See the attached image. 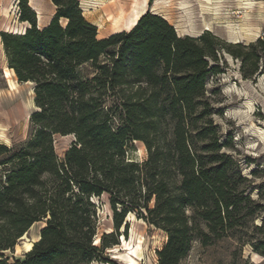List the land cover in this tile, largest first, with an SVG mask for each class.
<instances>
[{"label":"trees","instance_id":"16d2710c","mask_svg":"<svg viewBox=\"0 0 264 264\" xmlns=\"http://www.w3.org/2000/svg\"><path fill=\"white\" fill-rule=\"evenodd\" d=\"M51 2L56 14L45 28H36L35 13L21 0L20 21L31 28L0 33L8 67L18 81L34 83L38 109L23 146L0 145V264H115L103 254L116 244L108 241L112 233L94 244L92 198L103 194L116 229L135 212L167 235L158 264H179L193 242L207 246L243 226L240 220L261 206L246 194L249 184L239 187L248 181L221 152L205 99L208 76L219 73L207 58L216 60L220 43L207 33L178 37L149 12L130 31L97 39L77 0ZM249 48L228 46L244 72L250 63L245 78L257 72L264 41ZM56 134L75 139L61 159L52 147ZM133 141L146 148L143 162L126 157ZM42 220L23 259L5 255ZM252 247L264 258V238Z\"/></svg>","mask_w":264,"mask_h":264},{"label":"rangeland","instance_id":"374dc122","mask_svg":"<svg viewBox=\"0 0 264 264\" xmlns=\"http://www.w3.org/2000/svg\"><path fill=\"white\" fill-rule=\"evenodd\" d=\"M26 2L36 12V28L48 26L56 14L51 0ZM110 2L111 6L103 11L102 8ZM214 2L219 4L210 6L212 10L218 9L216 16L213 15L215 12L204 10V0H77L84 20L95 27L97 39L130 31L125 27L114 28L112 20L121 13L127 18L137 10L142 13L140 17L147 12L161 17L173 27L178 37L198 38L207 33L220 43L214 49L216 60L207 58L210 67L219 66V73L208 76L205 99L213 111L211 118L220 136L221 152L230 157L240 175L248 181L239 187L249 184L246 194L253 205L261 207L250 218H242L240 223L243 226L226 237L207 246L193 242L179 264H264V258L252 247V243L264 238V52L258 51L257 72L245 78L250 63H246L244 69L248 71L244 72L241 59L232 55L235 50H228V46L240 44L242 53H252L249 47L256 45L258 40L264 41V0ZM20 3L21 0H0V33L15 34L11 32L15 29L20 35L31 28L29 22L20 21ZM210 22L213 24L210 28L205 26ZM58 23L65 27L67 20L60 18ZM228 26L233 28L232 37ZM8 69L11 70L0 39V145L16 150L31 138L35 130L31 115L38 109L34 103V83L18 81L14 71L11 76ZM74 140L72 135L56 134L52 137V147L59 159ZM227 142L229 146H223ZM126 154L127 158L137 162L147 158L146 148L140 141H133ZM108 199L106 194L92 198L97 210L94 244L99 243L102 235L112 233L108 241L116 244L108 247L111 250L104 249L103 254L113 263L158 264L157 252L165 245L167 235L149 226L135 212L127 213L121 227L116 229ZM44 226L45 220L34 223L24 238L17 241L13 252L4 254L10 259H23L27 253L25 244L33 246ZM255 226H262V229L259 231ZM91 264L103 263L96 260Z\"/></svg>","mask_w":264,"mask_h":264},{"label":"bare ground","instance_id":"6f19581e","mask_svg":"<svg viewBox=\"0 0 264 264\" xmlns=\"http://www.w3.org/2000/svg\"><path fill=\"white\" fill-rule=\"evenodd\" d=\"M204 4H206V7H205V11L206 12H210V11H213V12H215V14H213L214 16H216L217 14H216V12L218 11V9L217 8H215V10L213 9H211V7L210 6H212L213 7V5H214V7H217L219 4L218 3H215L214 2V0H204ZM245 4H247V3H245ZM111 6V2L108 4V5H106V6H104L103 8H102V10L103 11H105V10H107L109 7ZM32 8V7H31ZM7 13V12H6ZM36 13V12H35ZM38 13V12H37ZM140 14H142L141 12H138L137 10H133L132 11V13H131V15L129 16V17H127V18H123V15H122V13L119 15V16H117V17H115L113 20H112V26L114 27V28H116V29H118V28H120V27H125V28H127V29H132L134 26H135V24H136V22H137V20H138V18L140 17ZM6 15V14H5ZM219 17V16H218ZM215 18H217V17H215ZM211 20V19H210ZM213 20V19H212ZM211 20V21H212ZM203 22V21H202ZM211 22L210 23H205V26H207V27H209L210 28V26H211ZM213 25V24H212ZM228 29H229V36L230 37H232L233 35H234V33H233V28L231 27V26H228ZM242 29V28H241ZM23 31V30H22ZM246 31V30H245ZM11 32L12 33H15V34H18L19 32H18V30H15V29H12L11 30ZM8 74H10L11 76H13L14 75V73H13V71H11V70H9L8 69ZM24 238V236L21 238V239H23ZM31 244L30 243H27V244H25V251L26 252H28V251H30V249H31ZM108 250H111V248H108Z\"/></svg>","mask_w":264,"mask_h":264},{"label":"water","instance_id":"95a60500","mask_svg":"<svg viewBox=\"0 0 264 264\" xmlns=\"http://www.w3.org/2000/svg\"><path fill=\"white\" fill-rule=\"evenodd\" d=\"M75 141V140H74ZM26 253V252H25Z\"/></svg>","mask_w":264,"mask_h":264},{"label":"crops","instance_id":"0c3cea01","mask_svg":"<svg viewBox=\"0 0 264 264\" xmlns=\"http://www.w3.org/2000/svg\"><path fill=\"white\" fill-rule=\"evenodd\" d=\"M103 38V37H102Z\"/></svg>","mask_w":264,"mask_h":264}]
</instances>
